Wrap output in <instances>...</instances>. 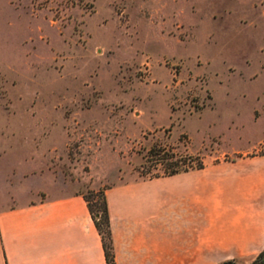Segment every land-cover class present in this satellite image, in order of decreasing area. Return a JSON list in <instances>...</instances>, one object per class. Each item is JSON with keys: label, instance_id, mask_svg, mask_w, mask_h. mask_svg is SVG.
<instances>
[{"label": "rangeland", "instance_id": "374dc122", "mask_svg": "<svg viewBox=\"0 0 264 264\" xmlns=\"http://www.w3.org/2000/svg\"><path fill=\"white\" fill-rule=\"evenodd\" d=\"M232 147L264 153V0H0V205L13 172L88 194Z\"/></svg>", "mask_w": 264, "mask_h": 264}, {"label": "crops", "instance_id": "0c3cea01", "mask_svg": "<svg viewBox=\"0 0 264 264\" xmlns=\"http://www.w3.org/2000/svg\"><path fill=\"white\" fill-rule=\"evenodd\" d=\"M249 151L232 147V160L109 188L116 264H221L258 256L264 153ZM32 177L26 170L8 177L0 264H108L84 193L43 197Z\"/></svg>", "mask_w": 264, "mask_h": 264}, {"label": "trees", "instance_id": "16d2710c", "mask_svg": "<svg viewBox=\"0 0 264 264\" xmlns=\"http://www.w3.org/2000/svg\"><path fill=\"white\" fill-rule=\"evenodd\" d=\"M160 153H161V149L150 150V155L153 157L160 155ZM97 196L99 197V199H101L100 204L98 200L94 202ZM84 197L88 202V206L95 221V224L102 236L108 264H116L114 239H113V232L111 227V217H110L108 201L106 196V189H101L100 191H89L88 194L84 193ZM221 264H241V263L236 258H232V259L224 260L223 262H221ZM250 264H264V250Z\"/></svg>", "mask_w": 264, "mask_h": 264}, {"label": "built area", "instance_id": "2783aa9c", "mask_svg": "<svg viewBox=\"0 0 264 264\" xmlns=\"http://www.w3.org/2000/svg\"><path fill=\"white\" fill-rule=\"evenodd\" d=\"M188 157V162L187 164L189 165L188 167L190 168L191 166H193L196 162V157L192 156V155H186Z\"/></svg>", "mask_w": 264, "mask_h": 264}]
</instances>
